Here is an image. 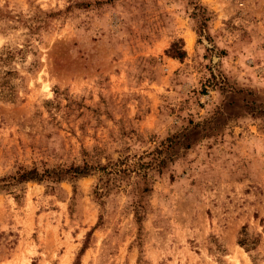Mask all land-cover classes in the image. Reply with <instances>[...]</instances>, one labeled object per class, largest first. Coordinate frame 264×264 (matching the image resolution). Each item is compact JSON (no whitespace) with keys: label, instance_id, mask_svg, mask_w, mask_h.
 <instances>
[{"label":"rangeland","instance_id":"rangeland-1","mask_svg":"<svg viewBox=\"0 0 264 264\" xmlns=\"http://www.w3.org/2000/svg\"><path fill=\"white\" fill-rule=\"evenodd\" d=\"M177 41L182 60L165 55ZM3 49L17 102L0 101V177L166 164L147 172L140 224L134 176L101 200L97 173L75 193H0V264H252L243 226L264 264V0H0Z\"/></svg>","mask_w":264,"mask_h":264},{"label":"trees","instance_id":"trees-1","mask_svg":"<svg viewBox=\"0 0 264 264\" xmlns=\"http://www.w3.org/2000/svg\"><path fill=\"white\" fill-rule=\"evenodd\" d=\"M209 20V17L206 16L205 10L203 11L202 22L205 24ZM180 41V40H179ZM177 42H173L169 49L165 51V55L169 58L182 60L185 57V52L182 47H178ZM13 59L11 52L6 50H1L0 52V64L1 67H6L9 62ZM9 72L6 71L5 74ZM17 97L13 94V89L11 85L2 77H0V101L5 103L17 102ZM173 147V139H167L161 143V153H169ZM156 150L154 155L157 154ZM85 156L87 154L84 152ZM149 153L148 155H151ZM138 158L136 161L133 160L131 163L130 157L118 160L117 162H108L107 164L101 165L97 162H94L93 157L87 156L83 161L82 165L70 166L68 168L55 167L52 169H44L41 172L37 168H22L19 167L16 172L8 176L0 177V193H8L15 195V199L19 198L20 195L17 191L22 192L25 184L29 182L34 183H51L59 184L63 181H69L73 183V192L75 193V182L79 179L90 176L92 174H99L98 183L95 186L93 194L95 198L101 200L103 197L107 196L110 191L114 188H120V184L125 182H130L134 176L140 181H143L144 187H138L139 181L134 182V187H138L139 195L136 194L137 199L132 202V208L134 212V217L136 223L140 224L145 218V207L142 203L143 196L150 192V188L147 185V172L150 169L154 168H164L166 164V158L159 159L158 157L153 156L150 161L144 162ZM54 188L51 187V190ZM131 193V192H130ZM247 226H243L238 232L236 244L242 248L245 253L251 259L252 264H256V256L252 253L256 252L259 246L261 245V236L258 234H249ZM90 235V233H88ZM86 244L83 245L82 249L79 252L81 256L86 250ZM264 248V246H263Z\"/></svg>","mask_w":264,"mask_h":264}]
</instances>
